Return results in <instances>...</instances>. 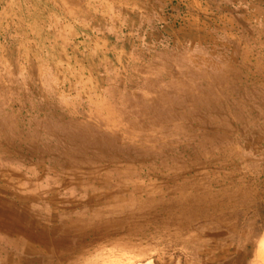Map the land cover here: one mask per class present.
Masks as SVG:
<instances>
[{
	"label": "rangeland",
	"instance_id": "rangeland-1",
	"mask_svg": "<svg viewBox=\"0 0 264 264\" xmlns=\"http://www.w3.org/2000/svg\"><path fill=\"white\" fill-rule=\"evenodd\" d=\"M135 2L0 0V264H264V50L149 40Z\"/></svg>",
	"mask_w": 264,
	"mask_h": 264
},
{
	"label": "crops",
	"instance_id": "crops-1",
	"mask_svg": "<svg viewBox=\"0 0 264 264\" xmlns=\"http://www.w3.org/2000/svg\"><path fill=\"white\" fill-rule=\"evenodd\" d=\"M151 1L135 2L143 5L141 9L152 21L157 20L151 25L149 40L163 38L173 48L186 47L189 51H203L208 45L220 44L225 59L227 54L236 57L245 49L255 48L257 56L264 50V0ZM180 13L183 19L178 24Z\"/></svg>",
	"mask_w": 264,
	"mask_h": 264
},
{
	"label": "bare ground",
	"instance_id": "bare-ground-1",
	"mask_svg": "<svg viewBox=\"0 0 264 264\" xmlns=\"http://www.w3.org/2000/svg\"><path fill=\"white\" fill-rule=\"evenodd\" d=\"M90 188V187H89ZM90 195V194H89ZM45 198V197H43ZM12 200V199H11ZM82 202V201H81ZM5 203V202H4ZM43 203V202H42ZM66 203V202H65ZM86 204V202H85ZM37 205V204H36ZM39 206V205H38ZM66 207V206H65ZM42 208V207H41ZM77 211V210H75ZM23 213V212H21ZM90 213V212H89ZM44 214V213H43ZM83 214V213H82ZM77 215V214H76ZM21 216V215H20ZM98 217V216H97ZM49 218V217H48ZM79 218V217H78ZM44 219V218H43ZM47 223V222H46ZM26 225V224H25ZM47 226V225H46ZM19 224L17 222V216L4 209H0V263L6 261L9 258L13 259L15 255L14 247L17 243V237L19 233ZM105 228V227H104ZM40 229V228H39ZM106 229V228H105ZM29 230V229H28ZM101 231V230H100ZM107 231V229H106ZM29 235V234H28ZM36 235V233H35ZM32 235L31 237H33ZM91 237V236H90ZM102 237V236H101ZM35 238V237H34ZM37 238V237H36ZM20 239V238H19ZM48 239V238H47ZM38 240V239H37ZM50 240V239H49ZM27 242V241H26ZM57 243V242H56ZM30 244V243H29ZM34 244V243H33ZM40 244V243H39ZM37 245V244H36ZM30 250V249H29ZM47 252V251H46ZM15 253V252H14ZM38 255V254H37ZM20 257V256H19ZM34 260V258H33ZM18 263V262H17ZM9 264V263H8Z\"/></svg>",
	"mask_w": 264,
	"mask_h": 264
}]
</instances>
